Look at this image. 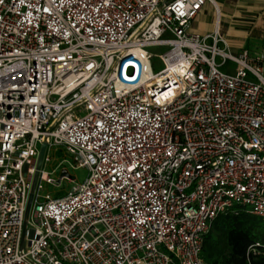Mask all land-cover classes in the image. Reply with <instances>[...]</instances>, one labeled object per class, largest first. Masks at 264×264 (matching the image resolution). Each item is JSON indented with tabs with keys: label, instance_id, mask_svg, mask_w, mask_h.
Instances as JSON below:
<instances>
[{
	"label": "built area",
	"instance_id": "obj_1",
	"mask_svg": "<svg viewBox=\"0 0 264 264\" xmlns=\"http://www.w3.org/2000/svg\"><path fill=\"white\" fill-rule=\"evenodd\" d=\"M206 3L217 16L213 0H0V264H205L214 216L264 220V56L231 55L217 21L192 30ZM53 150L87 176L40 197Z\"/></svg>",
	"mask_w": 264,
	"mask_h": 264
},
{
	"label": "trees",
	"instance_id": "obj_2",
	"mask_svg": "<svg viewBox=\"0 0 264 264\" xmlns=\"http://www.w3.org/2000/svg\"><path fill=\"white\" fill-rule=\"evenodd\" d=\"M201 257L205 264H264V220L239 206L217 214L203 236Z\"/></svg>",
	"mask_w": 264,
	"mask_h": 264
},
{
	"label": "crops",
	"instance_id": "obj_3",
	"mask_svg": "<svg viewBox=\"0 0 264 264\" xmlns=\"http://www.w3.org/2000/svg\"><path fill=\"white\" fill-rule=\"evenodd\" d=\"M213 1L218 7V15L216 16L211 5L206 3L192 21L190 28L201 35L207 34L217 21L220 36L227 45L226 51L231 55L236 56L241 50H246L249 57L253 58L263 52L264 0Z\"/></svg>",
	"mask_w": 264,
	"mask_h": 264
},
{
	"label": "rangeland",
	"instance_id": "obj_4",
	"mask_svg": "<svg viewBox=\"0 0 264 264\" xmlns=\"http://www.w3.org/2000/svg\"><path fill=\"white\" fill-rule=\"evenodd\" d=\"M207 42H209V39H207ZM217 48L222 49V44L220 42L217 43ZM151 50L154 53H160L162 52L163 48H160L158 50L153 48ZM260 54L264 56V48L263 52H260ZM214 61L215 64H219L221 62V59L218 56H215ZM154 68H160L159 63L156 61ZM225 68L233 70L234 65L231 62L227 61L225 64ZM225 68L222 69L224 70ZM261 75L264 78V70ZM46 154L49 157V160L43 163L42 169L47 172L49 178L55 180L59 174L60 169L63 168L65 169L67 175L72 176L73 179L68 180L66 178H61L58 185H54L50 182H40V197H43L44 195L51 198L63 197L70 191L73 185L81 183L87 176V170L85 168L74 167L71 157L64 154L61 150L47 151Z\"/></svg>",
	"mask_w": 264,
	"mask_h": 264
},
{
	"label": "water",
	"instance_id": "obj_5",
	"mask_svg": "<svg viewBox=\"0 0 264 264\" xmlns=\"http://www.w3.org/2000/svg\"><path fill=\"white\" fill-rule=\"evenodd\" d=\"M44 149H45V144L41 143L39 145V148H38V154H37V158H36L35 171H34V173L32 175L29 191H28L27 198H26L24 214H23V226L25 225L27 217H28V211H29V208H30L32 194H33V191H34V188H35V184H36V180H37V177H38V171L40 169L41 161H42V158H43ZM63 177H67V178L73 179L72 176H68L66 172L62 171V172H59L57 178L55 180H51L50 183H52L54 185H58L60 179L63 178Z\"/></svg>",
	"mask_w": 264,
	"mask_h": 264
}]
</instances>
